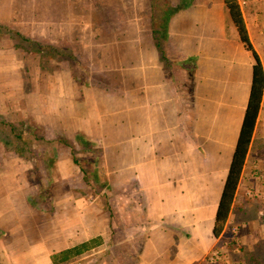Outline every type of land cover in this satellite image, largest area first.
Masks as SVG:
<instances>
[{
	"label": "crops",
	"instance_id": "0c3cea01",
	"mask_svg": "<svg viewBox=\"0 0 264 264\" xmlns=\"http://www.w3.org/2000/svg\"><path fill=\"white\" fill-rule=\"evenodd\" d=\"M237 2L263 81L215 234L255 63L224 0H0V116L29 141L0 142V264H254L264 0Z\"/></svg>",
	"mask_w": 264,
	"mask_h": 264
},
{
	"label": "trees",
	"instance_id": "16d2710c",
	"mask_svg": "<svg viewBox=\"0 0 264 264\" xmlns=\"http://www.w3.org/2000/svg\"><path fill=\"white\" fill-rule=\"evenodd\" d=\"M225 7L228 11V14L230 16V19L235 26L236 30L238 31L239 37L244 44L245 48L252 51V55L255 59V63L253 65V79H252V86L250 90V97L248 101V106L246 108V112L244 115V119L242 122L241 130L238 137V142L235 148V151L232 156V161L230 164L228 176L226 178L222 195L218 204L216 219H215V225H214V233L218 234L220 229L222 228L223 222L226 218L227 212L229 210V206L231 203V199L237 184V179L239 176V172L244 160V156L246 153V148L248 146L250 135L254 123V119L257 113L259 101H260V95H261V87H262V81H263V73L260 61L258 59V56L253 51L252 46L249 42L247 32L245 29V25L243 22L242 14L238 5L237 0H224ZM0 123H3L2 120H0ZM11 131L14 130L12 124H8ZM21 133L14 135L15 140H21ZM35 140H40L39 138H36ZM4 144V147L8 150L10 149L8 147V141H1ZM23 142V141H20ZM29 142V141H28ZM21 144V143H20ZM24 143H22L23 146ZM29 144V143H28ZM16 146V145H15ZM25 146V144H24ZM29 146V145H28ZM19 147L13 148L18 152V154H22V152L19 150ZM28 159V156L25 155Z\"/></svg>",
	"mask_w": 264,
	"mask_h": 264
},
{
	"label": "rangeland",
	"instance_id": "374dc122",
	"mask_svg": "<svg viewBox=\"0 0 264 264\" xmlns=\"http://www.w3.org/2000/svg\"><path fill=\"white\" fill-rule=\"evenodd\" d=\"M3 32H5V31H3ZM18 40H19V38H16V42L20 43ZM6 116H8V115H6ZM0 120H6V118L3 117V116H0ZM7 122L8 121H5L3 123H0V139H1V141L2 140L3 141H8V143H9L8 144V147L10 148L8 150H11V149H13L15 147H18L20 145H21V147H19V150L20 151H21V148L22 149L24 147L27 148L28 147V137L27 136H25V135L22 136V134H21V138H20L21 140H15V136H14L17 133L19 134V132L22 131L23 129H24V131L25 130L28 131V128H25L24 127V125L27 124V123L21 122V121H17V120L16 121H13V122L11 121L12 123L11 122L10 123L13 124L14 127H15V129H14L15 131H11L9 129V127H8L9 125H8ZM20 141H23V142H20ZM22 143H24L25 146H24V144L22 146ZM246 253L247 254H246L245 258H247L250 255V253H248V251H246ZM253 255H255V259L252 260V261H254V264H264V248H262V249H256L254 251V254Z\"/></svg>",
	"mask_w": 264,
	"mask_h": 264
},
{
	"label": "built area",
	"instance_id": "2783aa9c",
	"mask_svg": "<svg viewBox=\"0 0 264 264\" xmlns=\"http://www.w3.org/2000/svg\"><path fill=\"white\" fill-rule=\"evenodd\" d=\"M251 193H249L248 195H250ZM215 256H216V254L214 253V254H212L211 255V259L210 260H212V259H215ZM70 264H81V262L80 261H75V262H73V263H70Z\"/></svg>",
	"mask_w": 264,
	"mask_h": 264
}]
</instances>
